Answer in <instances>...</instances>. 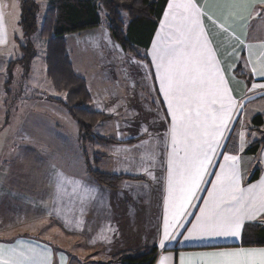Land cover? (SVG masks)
<instances>
[{
  "label": "crops",
  "instance_id": "1",
  "mask_svg": "<svg viewBox=\"0 0 264 264\" xmlns=\"http://www.w3.org/2000/svg\"><path fill=\"white\" fill-rule=\"evenodd\" d=\"M170 2L172 0H169L168 3ZM237 2L242 3L243 7L231 10V19L227 24L222 25L223 28L227 29L226 33L210 32L208 27L210 22L206 17L201 18L203 37L197 45L198 50H200L204 48L206 42L205 50H211L220 76L224 78L223 87L227 89L224 102L228 104L230 101L232 105L229 109L232 113V120L229 125L230 131L226 133L227 136H230L229 134L238 128L242 115L249 106L264 101V87H261L264 85V71H262L264 69V0H203L206 7L211 12H217V14L227 5ZM0 5H2L0 6V104L7 106L8 104L5 103L7 94L5 74L8 56L6 52L1 51L9 45L10 34L6 19L7 2L4 3V0H0ZM167 12L168 8L166 7L152 44L147 51L149 60L146 63L148 68L151 67L154 45L166 46L170 42L171 35L176 34L174 29L171 35L169 34V17L165 15ZM213 19L216 18L213 17ZM216 25L221 26L220 20H216ZM237 65L240 66L238 69H236ZM244 79L246 81H243ZM152 83L154 84V80ZM209 87L214 88V82L210 83ZM156 88H158V84L154 88L155 93L157 92ZM260 97L263 98L249 103L251 100ZM31 98L34 99L33 96ZM161 100L162 96L158 95V102ZM160 106L165 117L166 105L160 103ZM55 108L56 106H52V109L50 107L47 109L44 104L42 108L32 110V113H28L29 116L26 117H31L33 119L31 123L40 130L44 129L45 133L49 132V135L57 131L60 126L65 125L64 119L67 118L70 123L68 130L77 133V124L74 125L68 119L66 112ZM1 115V118L5 116L7 119L4 110H0ZM39 119H41V127L38 124ZM113 120L114 118L111 121ZM130 129L125 133L124 139L122 137L119 140L123 143L111 144L114 157L119 160L126 151L136 150L141 158L137 159V168L134 172H121L117 175L142 177L145 180L125 181L120 189L114 191L90 183L87 177L86 181L80 182L74 178L72 181L70 176L65 179V174L58 175L52 184L51 196L60 192L62 200L57 198L55 202L51 203L48 199L49 208L46 206V211L43 214L56 211L57 215L50 221L51 224L47 229L51 230L57 227L65 236L73 239H69L71 240L70 243L65 245L30 231L19 232V234L16 233L9 237L1 236L0 264H103L116 261L121 253H135L148 247H155L159 251L155 264H162V262L163 264H222L217 257L209 254L233 251L238 247H264L243 246V232L242 237L225 238L202 236L193 230V225L198 223L197 218L202 217L212 207V198L209 196V192L213 191L212 185L216 182L215 174L220 173L219 165L225 164V170H227L228 164L221 156L224 148L217 149L213 166L208 169V174L204 177L205 183L200 185V190L195 193L191 202L185 204L184 209L181 210L182 214L176 217L178 226L177 223H173L168 228L171 242L167 243V251L159 247V241L163 237L165 219L169 222L172 221L176 181H173V193L169 195L166 179L165 187L162 188L147 178L146 169L153 171L155 175L160 174L159 156L164 145L158 139L156 142L147 143L148 137L152 138L148 132L138 134L137 129H131L132 131ZM130 133L131 136L128 137ZM38 139V141L41 140V138ZM131 140L135 141L132 144L126 143ZM227 141L228 139L221 143L225 144ZM238 145L239 143L237 144V152L224 153L237 157L236 161L229 162L234 165L235 171L240 177L239 188L242 191L237 194L247 197L249 195L248 188L255 185L256 194L259 195L260 181L264 180V147L253 156L246 152L248 148L240 150ZM119 147L121 149L116 150ZM55 149L59 148L56 147ZM148 150L152 152H148ZM40 160L44 161L43 159ZM257 168L261 170L260 177L251 182ZM10 171L12 172V169ZM14 172L3 174L6 179H10L9 183H12L13 186L10 184L9 186L12 187V190L17 189L19 185L22 186L18 175H13ZM212 174L214 176L210 181ZM166 177L167 172L165 171L163 178ZM148 184H151V187ZM60 185H64V189ZM48 188L50 189L49 184ZM4 196V198H9L5 210L11 215L7 218L15 219L19 214L17 208L19 201L14 197ZM4 198L1 197V200ZM123 198L125 201L122 200ZM165 198H167V203H165ZM205 201L209 203L206 204ZM3 204L4 200L2 206ZM185 211L187 215H183ZM253 223L264 227V213L258 214L254 220H246L243 231L247 224ZM79 230L82 231L77 232ZM190 232L193 233L192 237L185 240L184 238L189 236ZM122 233L125 236H132L121 237Z\"/></svg>",
  "mask_w": 264,
  "mask_h": 264
},
{
  "label": "rangeland",
  "instance_id": "2",
  "mask_svg": "<svg viewBox=\"0 0 264 264\" xmlns=\"http://www.w3.org/2000/svg\"><path fill=\"white\" fill-rule=\"evenodd\" d=\"M33 1L38 4L37 30L27 35V29L21 24L20 2L4 0V3L7 2L6 19L10 43L1 52H6L8 56L5 75L7 83L10 79V84L7 86L6 83L5 103L8 105L0 104V110H4L8 117L6 119L5 116L3 118H1L2 115L0 116V237L30 231L67 245L71 241L69 239L73 238L65 236L57 227L47 229L57 212L43 214L46 206L48 207V199L51 203L57 198L61 199L60 192L51 196L52 184L60 174H65V179L72 177V181L73 178L80 182L86 181L87 177L90 183L94 185L96 183L88 175L78 131L75 133L68 130L70 123L67 118L64 119L65 125L49 135V132L45 133L44 129L36 128L31 123L33 120L31 117H26L32 113V110H38L44 104L47 109L56 106L55 109L66 112L55 103L48 101V98L55 96L56 92L46 74L47 42L41 36V29L51 0ZM101 17L102 27L70 34L66 37L74 72L85 79L88 84L92 97V110L114 118L113 121H106L96 126L94 133L119 141L122 137L124 139L125 133L131 128L137 129L138 134L148 132L152 138L148 137L147 143L156 142L161 126L158 121L153 122L154 117L158 110L160 119L164 120L165 117L161 112L158 94L152 87L153 77L148 74L147 63L142 58L138 59L125 53L112 39L107 27V14L104 11L101 12ZM140 55L144 57L148 56V53L141 51ZM12 62H14L13 65H11ZM237 66L236 69L240 67ZM150 88L151 94H149ZM32 96L34 99L31 98ZM263 113L264 101L251 105L244 111L234 135L240 150H246L252 143L264 138V127L261 132H251L254 127V117ZM67 117L74 125L76 124L68 114ZM38 124L41 127V119ZM144 128L148 131H144ZM232 133L229 135L231 136ZM128 135L130 137L131 133ZM38 138L41 140L38 141ZM56 147L59 149L56 150ZM119 149L121 148L116 150ZM86 150L92 161L93 169L111 175L134 172L137 168V159L141 158L136 150H129L119 158V161L114 157L112 146L100 142L88 144ZM148 152L152 151L148 150ZM97 155L102 157L100 163H95L94 157ZM13 172V175H18L22 183V186L19 185L14 190L11 187L12 183H9L10 175L8 179L3 175ZM60 187L64 189L65 186L60 185ZM55 189L56 187L54 191ZM4 195L14 197L19 201L17 206L19 214L15 219L7 218L11 213L5 210L9 198H4ZM1 197L4 199L1 200ZM122 200L125 201L124 198ZM53 208L50 209L53 210ZM5 226L7 228H3ZM80 231L82 230L77 232ZM122 234L121 237L132 236Z\"/></svg>",
  "mask_w": 264,
  "mask_h": 264
},
{
  "label": "snow or ice",
  "instance_id": "3",
  "mask_svg": "<svg viewBox=\"0 0 264 264\" xmlns=\"http://www.w3.org/2000/svg\"><path fill=\"white\" fill-rule=\"evenodd\" d=\"M242 7V3H232L217 14L211 12L203 0H172L167 3L165 15L169 17V34L173 29L176 34L171 35L168 45H154L148 73L154 80L152 87L158 84L156 91L162 96L160 103L166 105L165 119H160L158 110L153 121H158L161 126L157 138L164 147L159 156L160 174L145 170L147 178L162 188L166 179L169 195H172L173 181H176L172 221L165 219L163 237L158 245L165 251L167 243L171 242L168 228L173 223L178 226L176 217L182 214L185 204L191 202L200 185L205 183L204 177L213 166L217 149H226V143L221 142L230 138L226 133L230 131L232 113L229 109L232 105L230 101L228 104L224 102L227 95V89L223 87L224 78L220 76L211 50H205L206 42L203 49L197 48L203 37L201 18L206 17L210 22V32L226 33L227 29L222 25L231 19V10ZM216 20H220L221 26L216 25ZM213 82L215 87L210 88L209 84ZM144 131L148 129L144 128ZM221 156L228 164L227 170L225 164L219 165L220 173L215 174L216 182L212 185L213 191L209 192L212 207L197 218L198 223L193 225V230L202 236L242 237L244 222L264 213V180L260 181L259 195L255 185L248 188L247 197L238 195L242 191L239 188L240 177L234 165L229 163L236 161L237 157L223 152ZM165 171L167 177L163 178ZM192 235L190 232L184 239L188 240ZM209 255L217 257L222 264H264V247H238L233 251Z\"/></svg>",
  "mask_w": 264,
  "mask_h": 264
},
{
  "label": "trees",
  "instance_id": "4",
  "mask_svg": "<svg viewBox=\"0 0 264 264\" xmlns=\"http://www.w3.org/2000/svg\"><path fill=\"white\" fill-rule=\"evenodd\" d=\"M18 1L21 5V24L27 29V35H31L37 30L38 4L33 0ZM168 2L169 0H51L47 9L41 36L47 42L46 74L56 92V95L48 98V101L63 108L76 122L88 173L102 188L116 191L125 181L145 179L111 175L93 169L86 150L88 144L100 142L111 145L123 142L94 133L96 126L112 120V117L92 110V97L88 84L74 72L66 37L102 27L101 12L104 11L107 14V27L112 39L125 53L148 62V56L142 57L140 52L149 50ZM13 64L14 62L11 63ZM8 82L7 86L10 84V79ZM261 98L263 97L253 99L249 103L259 101ZM253 124L251 132H261L264 127V114L255 116ZM235 132L236 129L227 141V147L224 148L223 153L237 152ZM134 141L126 143L132 144ZM263 147L264 138L252 143L246 152L254 156ZM94 159L95 163H100L102 157L97 155ZM260 174L261 170L257 168L251 182L258 180ZM213 176L214 174L210 177V181ZM242 245L264 246V227L256 223L247 224L243 231ZM158 254L157 248L148 247L135 253H121L116 261L103 264H155Z\"/></svg>",
  "mask_w": 264,
  "mask_h": 264
}]
</instances>
